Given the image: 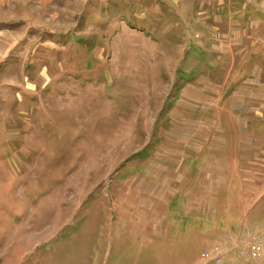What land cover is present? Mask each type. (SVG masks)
Wrapping results in <instances>:
<instances>
[{
	"label": "rangeland",
	"instance_id": "1",
	"mask_svg": "<svg viewBox=\"0 0 264 264\" xmlns=\"http://www.w3.org/2000/svg\"><path fill=\"white\" fill-rule=\"evenodd\" d=\"M260 6L0 0V264L233 262L246 232L264 238ZM171 148L190 183L211 153L235 163L251 208L221 192L213 219L184 189L141 190L134 175Z\"/></svg>",
	"mask_w": 264,
	"mask_h": 264
},
{
	"label": "crops",
	"instance_id": "2",
	"mask_svg": "<svg viewBox=\"0 0 264 264\" xmlns=\"http://www.w3.org/2000/svg\"><path fill=\"white\" fill-rule=\"evenodd\" d=\"M260 7L262 8V6ZM262 11H264V9ZM259 16L262 17V19L260 20H263L264 15L259 14ZM157 152H160V150H158ZM178 156L181 157L178 159ZM241 156L242 158L245 157V155ZM221 157L222 156L219 154V152H217V155L211 153L209 156H207L205 159L208 160V162L203 163V167L199 176H197L195 182L190 183L187 178V172L174 177L172 173L173 169L171 167L172 162L176 163V165H182V161L184 162L185 160H187L189 156L178 152L175 148H171L166 152V154L162 153V155H160V158H158L157 155H155L154 158L151 156L148 157L146 160L147 165L145 167V170L143 171L142 169V174H135L134 181L136 184H138L139 187H141V190H148V192L152 191L153 194H156L157 192L167 193L163 198V200H165L166 202H168V200L170 199H173L177 195V189H184L186 207L189 209L195 207H206L210 210L212 209L214 211V216L212 217L213 219H216L217 206L226 209V205L221 201L220 198L221 192L230 193V191H234L233 189H236L235 193L237 194L239 200L240 198H242L240 204L243 209L242 214H244L251 208L252 203L249 204L248 201V203H245L244 205V201L247 200L243 201L246 196H244L243 194L245 192V186L241 181L242 178L235 177V179L239 182V188H232L231 180L228 179V175L234 174V171L232 172V174L230 173V167L235 170L237 165L235 163H227L226 161L224 163V160ZM223 158L226 159L225 157ZM142 162L143 165H145V160H142ZM153 168H157L154 174L151 172ZM157 170L160 171L159 174H157ZM202 172H204L205 175H202ZM237 176L240 177L239 174H237ZM192 185L194 187L196 186L197 188L194 189ZM171 201L169 203H171ZM219 202L220 204L217 205ZM167 207H171L170 204L167 203ZM186 211H188V209ZM155 220L153 222H155Z\"/></svg>",
	"mask_w": 264,
	"mask_h": 264
},
{
	"label": "built area",
	"instance_id": "3",
	"mask_svg": "<svg viewBox=\"0 0 264 264\" xmlns=\"http://www.w3.org/2000/svg\"><path fill=\"white\" fill-rule=\"evenodd\" d=\"M254 234V233H253ZM251 232H246L245 236H247V238L245 240H243V242H241L239 244V249H237V252L239 253V260L237 261H233V262H228L224 259L223 255H216L214 257L215 260H212V264H244V262L247 263V261L251 258V259H258L260 258V254L263 251V242H264V238L258 237L251 240L250 242H248V239L251 237ZM245 242L247 244H245ZM243 245V246H242ZM246 247V248H245Z\"/></svg>",
	"mask_w": 264,
	"mask_h": 264
}]
</instances>
